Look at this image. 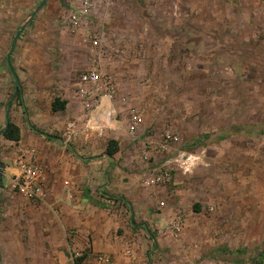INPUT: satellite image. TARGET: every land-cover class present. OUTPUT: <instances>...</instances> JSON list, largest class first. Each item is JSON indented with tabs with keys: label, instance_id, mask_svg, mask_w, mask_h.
<instances>
[{
	"label": "rangeland",
	"instance_id": "374dc122",
	"mask_svg": "<svg viewBox=\"0 0 264 264\" xmlns=\"http://www.w3.org/2000/svg\"><path fill=\"white\" fill-rule=\"evenodd\" d=\"M87 1L0 0V113L26 123L9 59L38 140L58 138L60 153L70 145L92 162L116 149L140 201L128 212L117 197L107 213L136 225L138 264H264V0ZM86 72L103 83L79 96ZM104 95L110 120L99 117ZM54 100L64 108L51 110ZM89 111L86 126L78 116ZM132 112L142 119L134 133ZM163 168L171 184H144ZM78 185L90 196L99 183ZM53 204L0 183V264L85 261Z\"/></svg>",
	"mask_w": 264,
	"mask_h": 264
},
{
	"label": "crops",
	"instance_id": "0c3cea01",
	"mask_svg": "<svg viewBox=\"0 0 264 264\" xmlns=\"http://www.w3.org/2000/svg\"><path fill=\"white\" fill-rule=\"evenodd\" d=\"M85 5H88L87 0H85ZM73 16L76 18V15ZM14 73L17 77V80L15 79V86L20 89V94H18L16 98H18L17 102L20 104V107L23 108V116L26 123L22 126L15 123L20 134L18 141L8 140L0 134V160L4 163V166L0 164V183L4 186L9 183V178L14 172V168L11 166L10 162H12V158L17 155L16 153L18 150H22L24 153L26 152V154L29 152L34 153L37 158L36 163L39 166H42L39 163L47 166L49 169V179L51 182H54L51 188L46 185L47 200H54L53 207L56 206L58 209L57 212L67 216L66 220L70 223V227L74 228L77 232L75 234L78 235L75 247H82L81 249L84 251L85 261L82 264H138L139 258L137 256H139L138 254H140V251L136 252V249L142 245L140 244L138 246L139 241L134 237L136 225L132 223L129 224L125 219L117 222L116 216L113 213H107L110 209L109 203L114 202L117 197L124 198L125 201H127L126 210L132 212L135 200L140 201V199L135 198L133 202L129 198V196L134 193L133 186L135 179L131 174L123 173L116 167L118 159H115L114 156L110 157L103 153L94 160L95 162H92L88 160L90 158L87 156L85 157L81 156V154L78 155L74 153L76 149L70 145H68L67 151L64 150L60 153L61 149L59 147L63 145V141L59 142L58 140L60 139L58 138L55 139L54 144H51L43 137L41 140H38L35 137L36 134H34V131L28 124L29 122L35 127L31 122L30 111L28 113L26 110V102H29V99L27 94H24L25 90L20 88L21 85L19 86L20 82L18 76L15 71ZM97 80V82L100 81V84L103 83L99 75ZM34 86L37 87L38 85ZM75 86L79 88L77 95L80 96L79 93H83L85 90L87 91L88 88L94 89L96 85L94 82L89 83L77 80ZM101 87L99 86V88ZM41 89L40 86V88L33 91V97L35 99L33 102L36 104L37 108L41 105V97L43 95ZM95 90L97 89H94V91ZM77 95L73 96V93H66L65 96L69 102V99L74 100ZM97 102L101 109L99 111V117L110 120L109 117H111L112 112L109 111V99L107 96H100ZM37 108L36 111H38ZM50 109L52 110V103ZM93 113L95 112L89 111V114L83 113L82 116L80 114L78 118L86 120L87 122L85 125L88 126L90 124V117ZM7 114V106H5V114L2 115L0 113V125L3 123L4 117L7 120ZM129 116L130 119L128 121L127 130H129L128 126L131 123V114H129ZM6 120L2 124L3 129L6 125ZM81 132L83 138L89 135L88 131L83 130ZM128 132H130V130ZM8 148L10 149L9 151ZM48 151H50L49 155ZM3 178L6 179L5 183L3 182ZM100 179L103 182L100 181ZM93 182L99 183L96 187L97 191L95 195L88 196L84 190H77L75 187L76 184H79L78 186L82 184V187L88 185V187L91 188ZM58 186L61 187V194L58 192ZM156 193L160 194V197L168 196V194L164 192L160 193V190ZM171 195L172 194L168 197ZM97 199H102L103 202H98ZM66 201L68 203H66ZM142 226L144 225L142 224ZM115 231L116 233L121 231V236H115ZM88 236H90V238ZM99 256L107 257L108 261L100 262L98 260Z\"/></svg>",
	"mask_w": 264,
	"mask_h": 264
},
{
	"label": "built area",
	"instance_id": "2783aa9c",
	"mask_svg": "<svg viewBox=\"0 0 264 264\" xmlns=\"http://www.w3.org/2000/svg\"><path fill=\"white\" fill-rule=\"evenodd\" d=\"M98 75L94 72H86L81 74L80 80L82 82H95ZM142 119L136 113L131 114V123L128 129L131 133L135 132ZM169 137V136H167ZM175 139V138H174ZM14 172L9 178V187L11 190L18 192L28 199L39 202L47 201L46 182L44 176V169L36 163L32 155H25L18 153L12 161ZM173 181L171 171L169 168H163L159 171H153L144 180V184L150 187H156L163 184H171ZM163 204L162 202L160 203ZM175 229L178 230L176 227ZM100 262H107L108 258L99 256Z\"/></svg>",
	"mask_w": 264,
	"mask_h": 264
},
{
	"label": "trees",
	"instance_id": "16d2710c",
	"mask_svg": "<svg viewBox=\"0 0 264 264\" xmlns=\"http://www.w3.org/2000/svg\"><path fill=\"white\" fill-rule=\"evenodd\" d=\"M7 65H8L9 70L11 71L12 76L15 78V75H14V72H13V69H12V66H11V63H10L9 59L7 60ZM55 101L56 100H54V102L52 103V110H58V109H63L64 108L65 101L61 102L59 104V106H56ZM28 124H29V127L33 131H36L35 128L29 122H28ZM1 135L4 138H6L8 140H12V141H18L19 138H20V134H19V130H18L17 126L13 122H11L9 120V118H7V120H6V125H5L4 129L1 131ZM115 151H116V149H112V150L108 149L107 155L111 157V156L114 155ZM82 259H83V257L76 258L75 264H80V261Z\"/></svg>",
	"mask_w": 264,
	"mask_h": 264
},
{
	"label": "water",
	"instance_id": "95a60500",
	"mask_svg": "<svg viewBox=\"0 0 264 264\" xmlns=\"http://www.w3.org/2000/svg\"><path fill=\"white\" fill-rule=\"evenodd\" d=\"M15 41V40H14ZM59 142H61L62 140H58ZM112 159V158H111Z\"/></svg>",
	"mask_w": 264,
	"mask_h": 264
}]
</instances>
